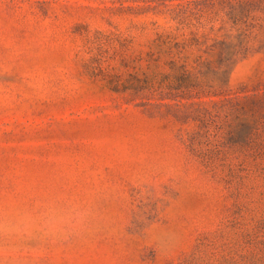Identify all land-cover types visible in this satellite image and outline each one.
Masks as SVG:
<instances>
[{"label": "rangeland", "instance_id": "obj_1", "mask_svg": "<svg viewBox=\"0 0 264 264\" xmlns=\"http://www.w3.org/2000/svg\"><path fill=\"white\" fill-rule=\"evenodd\" d=\"M0 264H264V0H0Z\"/></svg>", "mask_w": 264, "mask_h": 264}, {"label": "clouds", "instance_id": "obj_2", "mask_svg": "<svg viewBox=\"0 0 264 264\" xmlns=\"http://www.w3.org/2000/svg\"><path fill=\"white\" fill-rule=\"evenodd\" d=\"M29 226L30 224L26 220H20L16 223H5L2 219H0V235L11 233L13 231H19L21 229L26 230Z\"/></svg>", "mask_w": 264, "mask_h": 264}]
</instances>
